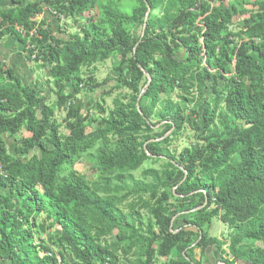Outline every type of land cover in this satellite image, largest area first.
I'll return each mask as SVG.
<instances>
[{
    "label": "trees",
    "instance_id": "16d2710c",
    "mask_svg": "<svg viewBox=\"0 0 264 264\" xmlns=\"http://www.w3.org/2000/svg\"><path fill=\"white\" fill-rule=\"evenodd\" d=\"M4 1L14 7L0 9V38L26 46L12 26L32 31L45 7L79 30L61 37L49 24L32 39L28 60L47 70L44 84L24 86L0 65V261L202 264L194 253L214 249L219 263L264 264V0H135L131 15L113 0ZM113 58L97 82L96 65ZM140 66L152 78L142 114ZM84 91L115 95L113 109L93 118L104 106L88 109ZM187 127L196 143L175 157ZM84 158L96 181L75 170ZM147 162L163 166L136 180ZM215 218L231 230V261L210 235Z\"/></svg>",
    "mask_w": 264,
    "mask_h": 264
},
{
    "label": "rangeland",
    "instance_id": "374dc122",
    "mask_svg": "<svg viewBox=\"0 0 264 264\" xmlns=\"http://www.w3.org/2000/svg\"><path fill=\"white\" fill-rule=\"evenodd\" d=\"M113 1L117 4L118 9L123 14L131 15L133 10L137 7L135 0H122L121 3H119L118 0H113ZM248 8L253 9L251 6H248ZM37 20H39V18H36L33 21H37ZM48 20H49V23L52 25H53V23H52L53 20H54V22L57 23V25L59 26L58 32L60 33L61 37H67V35H74L79 30L77 24L71 19L58 20L56 18H52L51 16H49ZM234 23L237 24L238 21L235 20ZM53 27H54V25H53ZM115 63L116 62L114 61V58H113L111 60H108L104 64L96 65L97 72L94 75L95 80L100 83V82H103L109 75H112ZM39 74H41V73H39ZM82 74L87 75L88 74L87 69H83ZM43 76L44 75L42 74V78H43ZM88 76H90V75H87L86 77L88 78ZM41 80L44 81L45 76ZM46 89H48L47 92H50L49 88H46ZM117 94H121V93H117ZM80 98L83 99L84 104H85V106H87L88 109L93 107L95 103H100L101 105L104 106L102 110H98V109L94 110V112L92 113L93 118L105 117L109 113V111L111 109H113V107H114V106H112V101L115 98V95L112 97H105L103 100V96H102V93L100 91H98L96 94H87L84 91L82 93V95H80ZM53 102H54V98L51 100L50 103H53ZM64 116L65 115H64L63 111H57L56 119H57L59 124H63ZM61 131L64 134H67V131L65 130L64 127H62ZM88 132H90V130H88ZM195 134H196V132H194L192 129L187 127L186 130L184 131V133L181 135V137L178 139H175L173 141V143L169 149L170 154L177 157L185 148L192 147L196 143ZM27 136L28 135L25 134L24 137H27ZM9 145H10V148H12L14 151V149L16 148L15 142L13 140L9 141ZM96 146H99V145H96ZM162 166H163V162H159L155 165L152 164L151 162H147L142 167V169L133 173V176L136 180H142L143 179L142 172L144 170H147L149 168H154V169L160 170L162 168ZM75 170L78 171L79 173L83 174L84 176H86V178L91 182L96 181L98 178V172L95 168V165L93 164V162L91 160H89V158H84L81 162H79L76 165ZM182 177H183L182 173L180 172L178 174L177 180L182 179ZM123 209L125 210L126 213H129V214L131 213V212H129L127 207L123 208ZM141 216H142L143 223L147 224V222H148L147 212L142 211ZM182 225H183V221L180 220L178 223H174V228L178 229ZM210 235L213 238H217L220 241L226 243L223 250H225L227 253H226V255H223L222 257L231 261L233 258L229 255V251H228V246L230 245V235H231V230L229 229V227L227 225H225L224 223H222L219 219L215 218L212 221V227L210 230ZM220 254L221 253H218L216 250L212 249V250L207 252V256L205 259H201L199 251H196L194 253L196 261H198V262L201 261L202 264H223V263H219V260L221 258ZM163 262H164V260L160 261L159 264H163ZM235 264H246V263L242 262V261H237V262H235Z\"/></svg>",
    "mask_w": 264,
    "mask_h": 264
},
{
    "label": "crops",
    "instance_id": "0c3cea01",
    "mask_svg": "<svg viewBox=\"0 0 264 264\" xmlns=\"http://www.w3.org/2000/svg\"><path fill=\"white\" fill-rule=\"evenodd\" d=\"M4 1V0H3ZM0 5L1 2H0ZM53 29L58 32L59 26L53 20ZM0 65L6 69H10L12 74L19 79L24 86H34L36 84H44L48 82L50 75L47 70L40 69L39 65L28 60V52L25 43L18 38L5 36L0 38ZM41 74H39V73ZM42 74L45 80L42 81ZM0 264H9L0 261Z\"/></svg>",
    "mask_w": 264,
    "mask_h": 264
},
{
    "label": "built area",
    "instance_id": "2783aa9c",
    "mask_svg": "<svg viewBox=\"0 0 264 264\" xmlns=\"http://www.w3.org/2000/svg\"><path fill=\"white\" fill-rule=\"evenodd\" d=\"M49 16L52 18H56L58 20L65 19L63 16L58 15L56 11H54L52 8L45 7L43 9V12L36 15V18H39V20L36 21V26L32 29V31H28L24 26L20 25H13L12 28L14 32L19 35L20 37L24 38L26 40V50L27 51H33V55L31 57L32 60H35L36 55H37V48H36V43H33V38H36L38 40H42V35L39 33V29L43 26L44 29H48L49 26ZM2 20H0V23ZM4 30V29H3ZM6 30V29H5ZM2 31H0L1 33ZM259 42V41H257ZM71 103L68 104L69 108L71 107ZM67 108V110H69Z\"/></svg>",
    "mask_w": 264,
    "mask_h": 264
},
{
    "label": "water",
    "instance_id": "95a60500",
    "mask_svg": "<svg viewBox=\"0 0 264 264\" xmlns=\"http://www.w3.org/2000/svg\"><path fill=\"white\" fill-rule=\"evenodd\" d=\"M0 2H1V4H2V5H0V9H8V8H13V7H14V4H13L12 2H9V1H3V0H0ZM147 7H148V11H147V14H146V17H145V23H144V26H143V29H142V33H141V41H142V39H143L144 36H145L146 27H147V22H148V19H149V17H150V13H151V9H150V7H149L148 5H147ZM141 41H140V42H141ZM140 42L137 44V46H136L134 52H136V49H137L138 45L140 44ZM140 69H141V71L144 73V76H145V78H146V80H147V84H146L145 89L142 91V93H141V95H140V97H139V99H138L137 107H139V102H140L141 97L147 93V91H148V89H149V87H150V85H151V83H152V78H151V76H150V75H149V74H148V73H147V72H146L141 66H140ZM138 112H139L140 114H142V113H141V108H140V107H139ZM172 132H173V130H171V131H170L167 135H165L162 139L157 140V142H161V141H163V140L169 138V137L171 136ZM163 158H164V157H163ZM164 159H165V158H164ZM176 166H177V165H176ZM177 167L180 169V171H181L182 173L185 174L184 169H182V168L179 167V166H177ZM181 184H182V183H181ZM181 184H180V185H181ZM207 204H208V202H207V200H206V202H205V204H204L203 206H201V207H199V208H197V209H195V210H193V211H191V212H189V213H195V212H198V211H200V210H203V209L206 207Z\"/></svg>",
    "mask_w": 264,
    "mask_h": 264
}]
</instances>
